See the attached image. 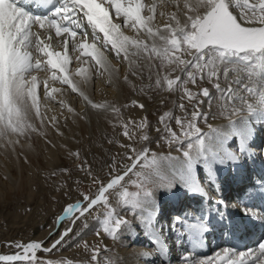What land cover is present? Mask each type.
I'll return each mask as SVG.
<instances>
[{
	"label": "snow or ice",
	"instance_id": "snow-or-ice-1",
	"mask_svg": "<svg viewBox=\"0 0 264 264\" xmlns=\"http://www.w3.org/2000/svg\"><path fill=\"white\" fill-rule=\"evenodd\" d=\"M31 4H39L49 11L35 15L25 7ZM161 7L164 10L158 12L157 9ZM158 16L164 18L163 24L157 22ZM125 29L134 35L126 34ZM53 32L56 38L63 37L58 40L63 53L50 50ZM70 44L73 51L79 50L95 62L93 65L91 61H81L88 63L89 68L75 69L74 75L82 77L80 80L72 79L69 73L71 59L67 53ZM106 53L127 62L129 74L134 76L141 74L138 69H142L141 62L146 61L147 67L157 72V87L166 86L169 91L173 90L174 85L183 87L188 82L195 84L197 77L206 79L215 87L219 99L233 102L229 105L232 108L230 125L233 124L231 115L243 111L235 101L247 103L245 93L253 98L258 97V107L247 103L248 113L264 112V0H150L147 3L144 0H0V141L7 140L10 144L13 143L7 139L10 136L18 138L28 131L38 132L34 119H39L44 125L46 117L40 111L37 96L39 84L34 74L37 72L50 70L51 80L66 86L65 90L77 93L87 107L108 111V105L94 102L85 91L92 77L90 69L98 76L107 73L110 83L113 78H119ZM184 56L191 59H184ZM157 60L158 64L155 63ZM164 69L167 71L160 77L159 73ZM173 72L183 73L187 79L182 80L180 75L175 79L169 78ZM124 80L128 81L127 74ZM222 83L227 86L222 87ZM61 91L56 87L49 91L48 82L44 81L45 99H54L52 93ZM187 95L192 97L190 92ZM200 95L209 102L213 99L207 87L202 89ZM60 105L65 107L63 100ZM139 107L143 108V105ZM67 111L76 114L72 107H68ZM201 118H204L202 114ZM51 122L55 127L56 117H52ZM176 123L183 127L180 119ZM199 132L200 129L195 128V133ZM57 133L63 134L59 128ZM124 134L127 136L128 132ZM204 146L205 138L200 135L195 136L194 142L188 140L184 157L190 167L197 161ZM115 167L113 162L111 168ZM133 168L135 165L129 166L124 175L127 176ZM81 170H84L83 166ZM87 175L91 176L92 173L87 172ZM96 179L93 176L92 182L96 183ZM122 179V176H117L106 186H100L95 198L88 193H80L82 200L67 205L57 224L71 220L75 225L81 217L90 214L99 202L107 205L105 194ZM150 194L145 192V196ZM131 207H139L138 199L132 201ZM107 216L108 219L101 224L103 232L109 237L129 224L128 220L119 216L113 218L111 211ZM71 232V226L66 228L52 248L61 244ZM96 234L100 235V231L97 230ZM17 247L22 248L24 255L0 256V262L14 264L27 261L29 251L34 256L42 245L32 242ZM229 253L238 259H230L226 264H264V243L248 253L236 254L234 250H223L224 256ZM97 258L98 255L94 254L92 261ZM200 264H215V259L206 257Z\"/></svg>",
	"mask_w": 264,
	"mask_h": 264
},
{
	"label": "rangeland",
	"instance_id": "rangeland-1",
	"mask_svg": "<svg viewBox=\"0 0 264 264\" xmlns=\"http://www.w3.org/2000/svg\"><path fill=\"white\" fill-rule=\"evenodd\" d=\"M160 10L162 11L164 8L161 7ZM236 11L238 12V10ZM130 35H134V33L131 32ZM52 36L55 40H61V38L55 37L54 32ZM188 57L184 56L183 58L188 59ZM116 59L114 54L109 55V60L111 63L113 62L112 65L119 64H114L115 70L122 64L120 68L129 66L127 62ZM155 63L158 64L159 61L157 60ZM141 64L143 73L146 72L144 78L148 79L143 78L144 82L141 80L136 82V76L131 75L132 78H136H134L135 82H130L128 79L130 86L128 83L126 86L131 91V95L146 101L147 111L139 107L141 104H137L131 99L124 103V109H122L117 106L119 99L113 96L110 99V104L118 111H115L114 114L113 111H110V114H103L104 118H99L97 127L95 125L85 127L82 123L77 126L73 121L67 125L62 121L60 126L63 134L60 135L57 133L56 124L54 127L50 120L53 115H47L45 106H42L40 111L47 117L44 125H41L39 119H34L33 122L39 131H28L24 135L29 139L27 141L31 146L25 148L24 151H21L20 148L18 151L19 149L16 148L18 153L23 152L21 153L22 157H19L20 160L22 159L19 169H16L17 166L8 160L10 159L8 154L7 167L10 168V173L8 174L4 169L3 173L2 167H0V252L13 245H22L27 241L43 240L45 235L51 237L56 230L50 231L52 227L55 228L58 225L57 220L59 215L63 214V209L69 204L82 200L80 193H88L93 197L97 194L100 186H106L108 181L120 176L129 166L135 165V168L127 176L123 174L124 181L120 187H114L105 194L108 200L107 205L102 201L99 202L90 214L81 217L75 225H72L71 220H66L62 226L58 225L57 229H61L59 236L70 226L72 232L64 238L56 250L44 254L48 258L39 254L29 257L27 261L14 262V264H117L113 260L114 255L130 247L121 245L123 231L128 227L122 226L113 237H109L107 233L103 232L101 224L103 220L108 219L107 213L111 211L113 218L119 216L129 221L127 208L131 207L134 199L139 196L149 197V195L145 196V192L152 193L157 185L169 186L170 182L163 165H170L179 156L184 157L189 139L194 142L196 135L206 139L205 133L209 129L207 126L216 115L214 112L231 110L225 100L219 99L215 87L206 79L200 80L197 77L195 84L188 82L183 87L174 85L173 90L169 91L166 86L164 88L157 87V72L153 69L150 71L146 61ZM166 71V69L161 70L160 77ZM48 72L47 76L48 74L50 76V70ZM177 74L182 80L187 79L180 72L171 73L169 78L175 77ZM127 75L130 76L129 73ZM121 80L125 82L124 77ZM54 83L57 85L56 82ZM108 84H104V87L107 88ZM50 86L52 87V85ZM111 86L110 83L108 88ZM222 86L226 87L227 85L223 83ZM205 87L212 94L213 99L210 102L200 95ZM185 90L192 93L191 98ZM157 95L161 99L156 100ZM61 96H65V94ZM61 96L52 95L54 100L53 98L45 100L40 96L38 98L40 97L39 101L44 105L46 103V106L52 105V108L60 106L58 99H65ZM48 100H51L49 101L51 104L47 102ZM222 102L225 103L222 104ZM181 104L184 105L183 108L180 107ZM222 106L224 107L222 108ZM193 113H196L195 117ZM177 119L181 120L183 127L176 123ZM189 125H193V127H189ZM197 127L200 129L198 134L195 133ZM125 131L128 132L127 136L124 134ZM4 148L0 152L2 156L3 151L8 150L9 146ZM76 153L79 155L77 156ZM113 162H115V168H111ZM81 166L84 170H81ZM87 172H91L92 175H87ZM162 174L168 180L165 181ZM93 176L97 178L96 183L92 182ZM139 207L134 209L133 216ZM124 213L126 214L124 215ZM109 226H113L111 221ZM97 230L100 231V235L96 234ZM144 245L145 243L140 246ZM111 246L114 247L111 248ZM94 254L98 255L96 261H92ZM56 255L59 256L52 261L50 257Z\"/></svg>",
	"mask_w": 264,
	"mask_h": 264
},
{
	"label": "bare ground",
	"instance_id": "bare-ground-1",
	"mask_svg": "<svg viewBox=\"0 0 264 264\" xmlns=\"http://www.w3.org/2000/svg\"><path fill=\"white\" fill-rule=\"evenodd\" d=\"M144 2L147 3V2H150V0H144ZM250 2H254V0H250ZM159 10L160 8L157 9L158 12ZM168 10H172V9L169 8ZM162 19L163 18L158 16L157 22L160 24H163L164 20ZM125 32L128 35H130L131 33L128 29H125ZM62 39L63 37H61V40ZM77 39H79V37H77ZM89 42H91V39L89 40ZM51 44H52V48L50 50L58 51L61 53L64 52V49L62 45L58 42V40L52 39ZM110 54L111 53H106V55H108V58ZM36 55H39V53H37ZM67 55L71 59V64L69 65V73L72 74L71 78L74 80L82 79V77H77L74 75L75 69L78 67L86 68V69L89 68L88 63H81V61H91V58L88 56L82 55L79 50L73 51L71 44L69 45ZM77 57H79V59H77ZM41 59H46V58L41 57ZM114 61H115V58H114ZM122 62H125V61H122ZM91 63L94 65L95 62L91 61ZM114 64L116 65L118 63H114ZM125 64L127 65V63ZM121 66L117 67L116 69V75L119 78L112 79V82H111L112 86L110 88H108L110 86V82H109V76L107 73H105L102 76H98L95 74L94 70L90 69L92 71V77L89 80L87 86L85 87V91L90 97V99H92L94 102L108 105L109 106L108 111H105L103 109L93 110L90 107H87L85 103L83 102L82 98L77 93H72L70 90H65L66 86L59 84V82H56L57 83L56 85L51 80V75H52L51 71H50V76L49 74L47 76L48 70L34 73L37 75V81L39 84V87L37 88V95L40 96L41 98L44 97V81H47L49 85V91H51V88L53 87V85H55L56 88L62 89L61 92L52 93V95L57 94L61 96L65 94V96H61V97H65V99H63L65 107L62 108L60 105L59 107L54 106L51 108L52 105H47V106H50L47 108L46 106L47 103L44 105L40 101H39L40 102L39 106L40 107L45 106L46 114L47 115L50 114V116L53 115V117H56V126L57 128H59L60 132H62L61 126H60V124H62V121L66 123L67 125H69V123H72L71 121H73V122H76L77 126L78 124L82 123L83 125H85V127H90L91 125H95V127H97L96 125L99 123V118L100 119L104 118L103 114L113 111L112 109L114 107L112 108L110 104L111 102L110 99L113 96H116V98L119 99L117 106L122 109H124L123 108L124 103L125 102L127 103V100L131 99L135 103L143 105L144 110L147 111L148 107L146 105V101L142 98H139L138 96L135 97L131 95V91L126 86V84L129 81L130 82L134 81L136 78L138 79V80L136 79V82L139 80L144 82V79H145L144 77L146 75V72L143 73V66H142V69H138V71H140L141 74L136 76V78L134 77L135 79L132 78L131 75L129 74L130 75L128 77L129 81L127 82L126 81L123 82L121 78L129 73V69H128L129 66H127V68L126 67L120 68ZM149 70L151 71V69ZM177 75H175V77ZM175 77H172L171 79H174ZM147 79L148 78H146L145 80ZM106 82H108L109 84ZM104 84H108L109 86L106 88L104 87ZM128 84L130 86V83ZM50 85H52V87ZM132 93H133V90H132ZM245 95L248 97L247 103H253L254 107H258V97L253 98L251 95L247 93H245ZM155 98L156 100L161 99L159 98V95H157ZM58 100L61 101V98ZM49 101L51 100H48L47 102ZM225 102L228 105L233 103L227 100H225ZM225 102H222V104ZM247 103L240 104L239 101H235L236 106L243 108V111L239 112V114L231 115V122H233L232 125H230V119H229V114L232 112V108L230 106L229 108H231V110H228L226 108L227 110L222 109L225 111L214 112L216 115L215 116L213 115L214 117L212 116L213 118L212 120H210L209 125L207 126L209 129L207 130V133H205V137H206L205 146L203 150L201 151V154L198 157L197 161L194 164H192L190 167L189 161L185 159L184 157L179 156L177 159L172 161L171 164L169 161L170 165L164 164L163 169L167 173V177L170 182L169 186H165L164 184L157 185L155 186L154 190L152 191L151 195H149V197L139 196L137 199L139 201V206L140 205L141 206L139 207V210H135L134 216L132 215L134 209L132 207L127 208L129 212L127 214V217H129L130 219H129V224L127 225L128 228L124 229L123 231V234H122L123 239L121 240V245L125 247L129 245L130 247L124 249L123 252L120 251V253H116L113 257L114 262H116L117 264H175V263H164V262L158 263L157 261L158 257L161 255L162 252L160 249V244L156 243V242H159L158 237H160L159 234H156V226L158 225L159 222L163 223L161 227L168 226V218H166V207H165V205L168 204V201H174L176 199L178 200L182 196L183 193H191V192L193 193V192L198 191V187L196 186V183H194L192 180V177L197 172L203 171L207 173L209 171L211 172L213 176L219 177V175L223 173L224 166L226 167L229 163L233 162L234 160L233 154H236V155L239 154L235 149V145H239L242 149V152L246 154L251 160L257 159L256 158L257 156L255 155V153L257 152H260L262 153V155H264V112L258 111L253 114H249L247 111ZM68 107H72L76 114L74 115L73 113H69L67 111ZM223 107L224 106H222V108ZM114 113L115 111H113V114ZM204 124L206 125L205 122ZM213 128L217 130L212 131ZM85 130L87 129L85 128ZM7 139L13 141V143L9 144L7 143L6 140L0 141V146H1L0 152L5 149L4 147L9 146L8 150H6L7 152L3 151L4 153L3 156L2 154H0V167H2L3 173L5 172L3 171L4 169L9 174L10 168L7 167L8 165L7 159L9 158L8 154L10 156V159L8 160H10L12 164L17 166L16 169H19L20 163H22V159L20 160V158L22 157L21 153L23 152L18 153L16 148L18 149L20 148L21 151H24L25 148H29L31 145L27 141L28 138L25 136H20L18 138L16 136H10ZM17 139H18V142H16ZM20 149L18 151H20ZM238 156L243 157L241 154ZM159 169H162V168H159ZM124 173H122L120 176L123 177ZM162 176L164 175L162 174ZM168 179L165 178V181ZM123 181H124V178L120 181L118 185L114 187H120ZM262 182L264 183V178L262 179ZM96 195H98V192ZM96 195H94L93 197L95 198ZM187 206L189 207V205ZM125 214L126 213H124V215ZM181 227H182L181 228L182 234H184L183 236L167 235L164 237L165 239H169L168 244L164 245V248H163L164 252H166L167 254H171L174 251L173 248H176V247L182 248L181 245H183L186 241H190V247L188 249L189 252L187 254L181 253L183 257L185 255H188V257L185 259V264H200V262L203 261L204 258L206 257L214 258L215 264H226V262L229 261L230 259L232 261H235L236 259H238V257L233 256L230 253L228 256H224L223 251H214L212 254H209V255L199 254L197 251L198 244L199 242H202L205 239V234L203 233V225L200 223L190 222V225L181 226ZM57 228H59L58 225H56L55 228L52 227V230L50 232H53L55 230L56 231L54 232V234L52 233L51 237H48L47 235H45L46 237H44L43 240L39 239V241L38 240H32L29 242L27 241L22 245H26L32 242H38L42 245V248L36 250L34 256H37L40 254L41 256L48 258V256H44V254L51 252L53 250H56V248L60 246V245H57L55 248H52V245L60 237L59 234L61 233V229L58 230ZM143 243H145V245L140 246ZM17 246L18 245H13L7 250L0 252L1 253L0 256H5V255L11 256V255H17V254L24 255L22 248H19ZM112 247L114 246H111V248ZM44 249H51V250L45 251ZM249 251H254V250L252 248H248L241 252H237L236 254L248 253ZM217 253H220V255L217 256L216 255ZM34 256L30 250L28 253V258L34 257ZM58 256L59 255L50 257V259L53 261ZM111 256L113 255L111 254ZM19 263H22V262H19ZM0 264H3V262H0Z\"/></svg>",
	"mask_w": 264,
	"mask_h": 264
},
{
	"label": "crops",
	"instance_id": "crops-1",
	"mask_svg": "<svg viewBox=\"0 0 264 264\" xmlns=\"http://www.w3.org/2000/svg\"><path fill=\"white\" fill-rule=\"evenodd\" d=\"M138 204H139V202H138Z\"/></svg>",
	"mask_w": 264,
	"mask_h": 264
}]
</instances>
